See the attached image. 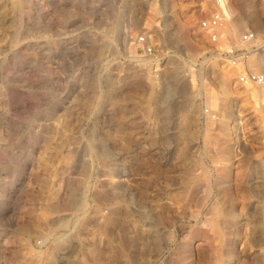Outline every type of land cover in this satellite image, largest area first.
Masks as SVG:
<instances>
[{"label":"rangeland","instance_id":"374dc122","mask_svg":"<svg viewBox=\"0 0 264 264\" xmlns=\"http://www.w3.org/2000/svg\"><path fill=\"white\" fill-rule=\"evenodd\" d=\"M214 2L0 0V264H264V85L205 59ZM227 2L264 73V0Z\"/></svg>","mask_w":264,"mask_h":264},{"label":"built area","instance_id":"2783aa9c","mask_svg":"<svg viewBox=\"0 0 264 264\" xmlns=\"http://www.w3.org/2000/svg\"><path fill=\"white\" fill-rule=\"evenodd\" d=\"M227 0H215L212 10L204 17L199 18L198 28L207 35L210 46L206 50L205 59L212 54H218L222 62L236 68V82L241 85L257 84L264 85V73L259 72L247 65L248 58L259 48L256 44L258 34L256 30L249 28L240 36L241 43L251 44L247 46H232L225 48L220 46V41L228 37L225 26L229 20ZM141 57L148 59L155 65L154 70L159 71L158 65L162 57L158 53L156 42L147 30H143L136 38ZM203 116L215 119L217 112L209 106H203Z\"/></svg>","mask_w":264,"mask_h":264},{"label":"bare ground","instance_id":"6f19581e","mask_svg":"<svg viewBox=\"0 0 264 264\" xmlns=\"http://www.w3.org/2000/svg\"><path fill=\"white\" fill-rule=\"evenodd\" d=\"M229 9H230V12L232 11L231 10V7H228V11H229ZM229 12V13H230ZM245 19H246V17H245ZM244 18H241L240 19V21H239V24H241V26H244L246 23H245V20ZM258 22V21H257ZM237 25H238V23H236ZM245 27V26H244ZM236 28V25H235V23L232 25V31H236L237 29H235ZM243 28V27H242ZM258 62H259V65H258V67L260 68V67H264V62H263V60L262 59H260V60H258ZM226 81L228 82V81H230V77H226Z\"/></svg>","mask_w":264,"mask_h":264}]
</instances>
